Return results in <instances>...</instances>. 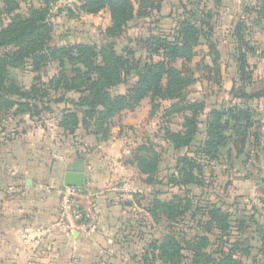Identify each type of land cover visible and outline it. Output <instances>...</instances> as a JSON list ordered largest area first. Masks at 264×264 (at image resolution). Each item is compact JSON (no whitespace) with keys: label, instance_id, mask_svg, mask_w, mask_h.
Masks as SVG:
<instances>
[{"label":"rangeland","instance_id":"1","mask_svg":"<svg viewBox=\"0 0 264 264\" xmlns=\"http://www.w3.org/2000/svg\"><path fill=\"white\" fill-rule=\"evenodd\" d=\"M85 1L19 0V9L10 13L2 11L0 2V30L16 13L27 17L34 9H45L51 28L50 48L80 42L95 51L96 64H101L104 52L127 60L123 82L109 89V97L114 98L126 93L145 66L161 60V52L156 54L157 37L180 43V24L189 20L201 29L197 44L190 60L177 59L172 66L192 82L177 99L148 94L136 104L129 101L132 106L123 105L106 119L103 132L95 123L101 117L97 112L90 115L86 106L91 81L72 82L75 74L68 60L51 59L38 70L27 58L8 66L5 98L16 104L0 109L1 172V164L11 162L10 154L21 157L22 163L29 153L32 176L43 183L67 169L62 157L68 148L83 146L80 156L87 162L85 151L100 150L99 146L112 138L122 139L123 158L134 166L128 180H116L120 189H110L121 194L117 197L120 207L110 212V233L89 255H66L64 249L71 245L74 233H63L68 243L53 250L41 245L44 258L25 260V264H171L158 250L160 243L169 239L182 255L173 264H237L232 259L238 264H264V0H121L124 2L111 6L128 16L122 24H113L108 5L96 13L80 11L78 7ZM95 2L91 5L97 6ZM239 24L244 25L242 41L235 32ZM17 49L15 44L0 47V56L10 57ZM76 67L84 70L79 63ZM62 70L66 79L60 81L57 78ZM66 83L81 85L68 89ZM244 93L252 97H242ZM239 110L248 114L249 121H236ZM214 111L223 114L222 123H229L220 129L225 140L213 158L198 152L192 155L205 136L204 122ZM187 115L200 121L199 132L189 148L174 150L166 141L167 132L183 131ZM62 120L69 122L67 130L60 126ZM139 145L148 147L147 155L154 152L161 159L162 183L154 184L147 174H139ZM183 153L195 156L202 175L197 184L171 185L168 179L178 177L176 160ZM96 173L103 174L100 169ZM49 186L50 181L47 190ZM52 186L51 190L56 188ZM14 194L8 185H0V210L3 199ZM156 201L172 202L167 213L173 216L165 215ZM221 215L228 225L225 228L211 219H221ZM91 218L86 219L87 224ZM202 237L207 246L199 251L202 255H196Z\"/></svg>","mask_w":264,"mask_h":264},{"label":"trees","instance_id":"2","mask_svg":"<svg viewBox=\"0 0 264 264\" xmlns=\"http://www.w3.org/2000/svg\"><path fill=\"white\" fill-rule=\"evenodd\" d=\"M18 1L19 0H0L3 5L2 11L10 13L18 10ZM91 1L92 0H88L79 5V10L85 13H96L102 9L103 6L108 5L113 24H122L128 19V16L125 17L123 10L118 14L117 10L119 7L114 8L111 6V4L118 5L124 1L96 0L95 3L98 4L97 6H92ZM156 10L158 11V9ZM47 16L48 12L45 9H34L27 17L16 13L11 17L9 24L4 29L0 30V47L13 44L18 45V49L14 51L10 57L0 56V109H2L5 104H16L5 98V82L8 66L12 65L14 61L20 62L26 58L30 59L34 70H38L44 63L51 59H56L60 62L66 59L73 67L75 74V77L71 79L72 82H75L76 79L91 81L88 85L90 98H86V106H88V113L90 115L97 112L101 117L99 121L95 120V123L98 124L99 130L103 132H105V129H102V124L106 123V119L114 112L119 111L123 105L132 106L129 101L136 104L148 94L156 95L161 98L177 99L181 97L182 90L192 82L189 77L182 74V70L172 66L177 59L190 60L192 57V49L197 44L198 38L196 36L201 29L196 28L189 20H184L180 24L179 32L182 37L180 43L170 42L165 38L157 37L156 43L158 45L156 54L158 55L159 52H161V60L152 62L149 66H145L142 72L137 73V80L127 89L126 95L110 98L108 93L109 89L123 82V75L128 73L125 69L127 60L120 58L114 53L104 52L103 55H101V64H96L95 51H93L92 47L89 45L80 42L74 43L72 46L63 44L57 46L55 49L50 48L48 42L51 28ZM243 26L242 24L237 25L235 31L237 39L241 41L243 40L241 34ZM239 62L240 70L243 72L245 68L244 53H241ZM78 63L84 67V70L76 67ZM57 79L60 81L66 79L63 70L59 73ZM80 85V83L75 85L66 83L65 88L74 89L79 88L78 86ZM261 93V95H264V90ZM260 94H258V96ZM242 97L252 96L244 93ZM193 105L194 104H191V106ZM96 107H98V109H96ZM229 111L233 113L234 109L231 108ZM222 116L223 114L214 111L211 116L213 119H206L204 122L205 136L198 143L196 146L197 150L194 151L192 155L198 152V155H205L208 158H213L215 156L214 154H216L218 147L225 140L220 129L229 125L228 121L224 123L221 122ZM235 119L236 121L242 119L249 121L248 114L243 110L237 112V117ZM60 124V126L67 130L69 126L68 121L65 122L62 120ZM199 125L200 121H196L194 116L190 117L187 115L182 125L184 130L181 132L168 131L166 141L171 144L174 150L184 147L189 148L195 142V136L199 132ZM245 130L246 128L243 127L244 133ZM147 149L148 147H145V145H139L138 147V152L140 151L137 163L138 172L140 174H147L154 184L162 183L159 178L161 159L154 152L147 155ZM192 155L183 153L181 157H178L176 160L177 165H180L178 177H169L168 180L171 185L199 183L198 176L202 175V168L195 156ZM157 204L159 207L163 208L165 215L168 217L173 216L171 213H167V210L172 209V202L160 203L158 201ZM211 219L215 220L220 227L225 228L228 226L227 223L223 222V215H221V219L215 216H212ZM201 241L203 244L196 247V255H202L199 251L207 246V239L205 237H202ZM155 250H157L156 247ZM158 250L159 256L166 259L167 262L171 264L178 262L180 260L179 257H182L179 246L171 239L164 243H160ZM231 261L238 264V262L233 259Z\"/></svg>","mask_w":264,"mask_h":264},{"label":"crops","instance_id":"3","mask_svg":"<svg viewBox=\"0 0 264 264\" xmlns=\"http://www.w3.org/2000/svg\"><path fill=\"white\" fill-rule=\"evenodd\" d=\"M99 147L100 150L98 148L91 153L85 151L87 162L84 156H80L83 146L68 148L62 157L68 163L67 169L60 176L54 175L43 183L37 182L32 176L34 165L27 162L31 156L29 153L23 156L26 162L21 163L18 160L21 157L13 158L10 154L11 162L1 164L3 171H0V185H8L15 190V194L3 199L0 210V264H25V260L32 258L40 260L46 254L41 245L53 250L54 246L68 243L63 234L65 232L56 226L59 216L58 196L63 186L64 173L80 157L85 164L80 203L90 211L92 218L79 231L73 232V241L70 246L66 244L68 247L64 253L71 258L86 257L100 240L106 239L113 223L110 212L114 213L120 207L117 197L121 196L120 193H112L110 189H120L116 180H128V172L134 170V166L123 158L125 150L121 138H112ZM98 169L103 172L101 177L96 173ZM49 181L51 186H56L55 189L51 190L53 186H49L47 190ZM104 185L105 190L101 189ZM38 188L41 190L38 191ZM36 194L37 197H34ZM46 227H51V232L40 235L38 229Z\"/></svg>","mask_w":264,"mask_h":264},{"label":"built area","instance_id":"4","mask_svg":"<svg viewBox=\"0 0 264 264\" xmlns=\"http://www.w3.org/2000/svg\"><path fill=\"white\" fill-rule=\"evenodd\" d=\"M81 188L74 186H62L59 190V216L56 226L65 233H73L87 224V218H91L90 211L81 206ZM84 220V221H83ZM51 227L38 229L40 235H47Z\"/></svg>","mask_w":264,"mask_h":264},{"label":"water","instance_id":"5","mask_svg":"<svg viewBox=\"0 0 264 264\" xmlns=\"http://www.w3.org/2000/svg\"><path fill=\"white\" fill-rule=\"evenodd\" d=\"M84 170L85 164L82 158H76L70 169L64 173L63 186H84ZM29 183V181H28Z\"/></svg>","mask_w":264,"mask_h":264}]
</instances>
